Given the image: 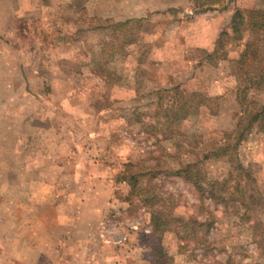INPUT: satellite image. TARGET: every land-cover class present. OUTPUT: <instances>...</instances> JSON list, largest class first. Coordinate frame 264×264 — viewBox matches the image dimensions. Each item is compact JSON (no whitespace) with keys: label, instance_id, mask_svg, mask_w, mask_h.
I'll return each mask as SVG.
<instances>
[{"label":"rangeland","instance_id":"1","mask_svg":"<svg viewBox=\"0 0 264 264\" xmlns=\"http://www.w3.org/2000/svg\"><path fill=\"white\" fill-rule=\"evenodd\" d=\"M166 2L0 0V264H264V210L243 216L229 163L200 160L234 130L245 46L197 66L236 9L264 11V0ZM127 20L130 45L108 28ZM244 37L263 64L264 29ZM104 62L119 82H102ZM175 89L219 96L217 114L202 107L168 129L156 104ZM240 159L264 195V133ZM187 163L189 182L171 174ZM150 167L156 197L132 194L129 177ZM211 189L221 202L201 213ZM154 209L171 232L154 235ZM175 217L209 218L195 230L207 249Z\"/></svg>","mask_w":264,"mask_h":264},{"label":"trees","instance_id":"2","mask_svg":"<svg viewBox=\"0 0 264 264\" xmlns=\"http://www.w3.org/2000/svg\"><path fill=\"white\" fill-rule=\"evenodd\" d=\"M263 19L264 11L247 10L246 12H242L236 9L228 27L230 31H221L211 53L200 51V60L197 63L198 66L213 59L226 60L228 58V50L226 49L234 42H237L236 46L239 44L245 46V50L242 52L243 54L235 61L238 65V70L243 76H246V78L244 83L239 84V87L235 91L236 101L239 105V115L234 130L224 133L223 139L213 149L204 151L200 156V160H223L229 163L230 169L227 171V180L234 182L236 186L235 192L238 193V197L233 201L239 204V208L243 210V216L249 213L251 217H256L258 214L257 211L264 210V195L257 186L252 165L243 163L240 156L241 149L246 146L247 141L252 136L256 135L258 132L264 133V103L256 100L258 95L264 93V63L262 64L257 61L259 58L257 45L255 42L248 43L247 39L244 37V33L261 32L264 29L262 23ZM134 22L136 21L127 20L122 23L108 25V28L113 29L115 38L120 36L123 39L124 45H130L135 40L132 39L134 35L130 30ZM108 63L109 62H104L99 65V68L101 69L102 76H104L102 82L110 85L114 81L119 82L121 77L119 78V74H117L115 69L108 68ZM176 89L173 98L169 99L167 103H165L162 96L159 95L156 104L157 109H160L158 117L163 120L162 125H165L168 129H173L179 123L196 116L202 107L207 109L211 115L217 114L216 104L219 100V96H208L202 91ZM198 162L199 161H197V163ZM193 165H196V163ZM189 168L190 163H187L179 169H172L171 174L183 179L185 182H189L190 180L187 177ZM146 170L147 171L132 173L129 177L131 193L139 196L150 195V198H155L156 190L155 185L152 186V182L157 176L155 171L156 168L150 167ZM143 177H147L145 185L144 182L141 181ZM207 198H213L215 204L221 202L212 189L208 190L207 194L200 193L198 207L201 213L205 211L204 200ZM168 216L170 217L169 213H163L157 209L149 213V223L153 228L154 235H156V233L164 234L172 230L170 228L172 226L170 225L171 221H169L170 219H168ZM173 220L178 224V230H180V232L190 231L191 234L194 235L193 237H195L198 232L195 230L201 231L204 227L208 228L209 225L212 224L209 218L204 219V221H198L195 217H191L187 220L175 217ZM168 228H170V230ZM178 230H174V233L177 235L179 234ZM195 238H197L198 244L204 248L203 250L207 249L205 247L206 239L203 237ZM205 252H207V250Z\"/></svg>","mask_w":264,"mask_h":264},{"label":"crops","instance_id":"3","mask_svg":"<svg viewBox=\"0 0 264 264\" xmlns=\"http://www.w3.org/2000/svg\"><path fill=\"white\" fill-rule=\"evenodd\" d=\"M149 7L158 10L166 5V0H149Z\"/></svg>","mask_w":264,"mask_h":264}]
</instances>
